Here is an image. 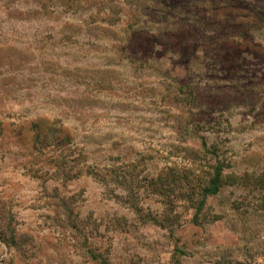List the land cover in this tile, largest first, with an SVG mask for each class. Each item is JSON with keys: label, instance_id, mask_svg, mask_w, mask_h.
I'll return each mask as SVG.
<instances>
[{"label": "rangeland", "instance_id": "rangeland-1", "mask_svg": "<svg viewBox=\"0 0 264 264\" xmlns=\"http://www.w3.org/2000/svg\"><path fill=\"white\" fill-rule=\"evenodd\" d=\"M42 1L0 0V264H264V27L163 54Z\"/></svg>", "mask_w": 264, "mask_h": 264}, {"label": "trees", "instance_id": "trees-1", "mask_svg": "<svg viewBox=\"0 0 264 264\" xmlns=\"http://www.w3.org/2000/svg\"><path fill=\"white\" fill-rule=\"evenodd\" d=\"M66 2V5L63 6L65 10H69L72 13H87L91 21L104 22L106 27L122 23L123 27L130 29L132 32L130 35L131 39L139 38L143 42H150V44L153 41L154 45L152 44L151 49H161L163 54L169 51L170 47L165 48L157 42L164 40L169 42L168 35H163L164 28L168 25L171 27L169 33L173 38L187 35L188 39L196 40V42L209 41L214 44L213 47L219 44H241L243 39L250 38L249 47L251 48L255 47L254 42L262 40L258 36L253 35V31L255 28L263 30L264 13L259 9L255 12L254 8H251L253 5H255V9L261 8L264 0H66ZM47 3L48 0H43L42 6H48ZM250 9L255 14H251ZM124 10L125 12H123ZM125 13L128 14L127 19H125ZM134 17L137 21L133 19ZM128 19L134 20L135 23L132 22L131 24V21L123 23L124 20ZM145 23L147 26L148 24L157 25L155 28L161 30H150L149 27L144 25ZM133 24L134 27H132ZM97 33L96 31L95 34ZM104 36L109 37L111 35H103L102 37ZM124 36L127 37L128 35ZM118 42L121 44V41ZM120 48H123V46H120ZM184 85L180 83L178 90L175 91L177 98H179L178 95L183 90ZM174 100L179 102L176 98ZM57 122L58 120L56 119V123L49 122L45 125L42 140L46 145H54L58 142L69 140L68 134L64 132L63 127ZM31 127L34 128V123H31ZM208 127L214 130L210 124L206 126V128ZM204 128V124L198 122L195 125L187 126L185 132L189 135H192V133L199 134L200 130H205ZM40 134L41 132L38 129L33 131L35 138ZM200 145L204 153H215L214 149L207 147V142L203 135L202 139H200ZM221 170L222 164L220 163L213 167L209 185L202 189V196L217 192ZM201 203H199V206Z\"/></svg>", "mask_w": 264, "mask_h": 264}]
</instances>
